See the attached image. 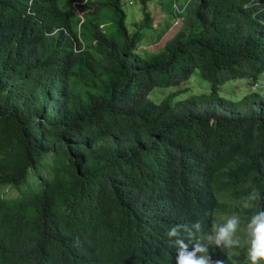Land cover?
I'll return each instance as SVG.
<instances>
[{"label": "trees", "instance_id": "obj_1", "mask_svg": "<svg viewBox=\"0 0 264 264\" xmlns=\"http://www.w3.org/2000/svg\"><path fill=\"white\" fill-rule=\"evenodd\" d=\"M150 1L129 29L123 0H0V187L19 192L0 198V264H176L166 232L210 229L218 178L264 193V0H182L175 36L138 52ZM196 70L208 95L150 98ZM241 78L252 93L220 96Z\"/></svg>", "mask_w": 264, "mask_h": 264}, {"label": "clouds", "instance_id": "obj_2", "mask_svg": "<svg viewBox=\"0 0 264 264\" xmlns=\"http://www.w3.org/2000/svg\"><path fill=\"white\" fill-rule=\"evenodd\" d=\"M177 2L182 4V0H175V4ZM78 15L81 14L78 12ZM181 21L182 18L179 23ZM140 46L146 47L147 50L142 51L138 47V52L148 51L149 46L142 43ZM262 200L264 193L253 189L243 203L244 208L255 209L250 217L243 218L238 213L221 215L218 219L211 220V227L207 231L200 220L191 224L170 225L166 236L168 242L176 249V264H223L222 261H213L209 249L231 250L234 257H239L242 245H247V264H264V208L257 203ZM233 264H239L238 259H234Z\"/></svg>", "mask_w": 264, "mask_h": 264}, {"label": "rangeland", "instance_id": "obj_3", "mask_svg": "<svg viewBox=\"0 0 264 264\" xmlns=\"http://www.w3.org/2000/svg\"><path fill=\"white\" fill-rule=\"evenodd\" d=\"M123 9L128 16L127 25L129 29H132L135 23H143V9L140 0H123ZM106 30L109 35L117 34V29L114 27V25H111V23L107 24ZM165 37L168 39L169 33ZM161 42H159L157 45H149L148 51L153 50L154 47L158 46ZM260 79L264 81V73L261 75ZM210 87L211 84L201 77L199 70H196L188 81L183 82L176 87L158 88L153 90L151 92L150 98L155 103H159L166 96L177 93V96L172 101V104H175L177 101L185 100L192 96L198 97L202 95H208L210 93ZM250 93H252V91L250 89L249 80L246 78L230 80L220 88V96L231 101H240L243 97ZM227 183V180L221 177L215 182V189L222 205V208H220V210L217 212L215 218L218 219L221 215H229L232 213H238L243 218L250 217L249 213L247 212L251 209H246L243 207L244 199L247 196L245 194L243 197L239 196L242 190L227 189ZM18 195L19 192L15 187L9 185L0 187V198L15 199L18 197ZM241 236L243 237V234H241ZM246 247L247 245H242V247L239 249V257H234L231 250L224 251L219 248H215L210 255L213 261H217V256H219L220 253H224L233 260L238 259L239 264H244L247 254Z\"/></svg>", "mask_w": 264, "mask_h": 264}, {"label": "crops", "instance_id": "obj_4", "mask_svg": "<svg viewBox=\"0 0 264 264\" xmlns=\"http://www.w3.org/2000/svg\"><path fill=\"white\" fill-rule=\"evenodd\" d=\"M147 12L150 15L149 20L152 27L148 31H145V39H143L141 42L143 45H157L159 42L162 41V38L168 33L169 39L175 36V34L177 33L176 30H178L180 26L174 25L175 20L173 14H168L164 12L161 6L159 5L158 0H151L147 3ZM136 29H139V27ZM155 39L156 41H154Z\"/></svg>", "mask_w": 264, "mask_h": 264}, {"label": "built area", "instance_id": "obj_5", "mask_svg": "<svg viewBox=\"0 0 264 264\" xmlns=\"http://www.w3.org/2000/svg\"><path fill=\"white\" fill-rule=\"evenodd\" d=\"M184 8L185 5L181 4L180 2H177L175 4L176 19L174 25H177L180 22L181 18L177 16H181L184 13ZM140 50L145 51L147 50V48L144 46H140ZM251 88L253 91L264 90V82H255L252 84Z\"/></svg>", "mask_w": 264, "mask_h": 264}]
</instances>
